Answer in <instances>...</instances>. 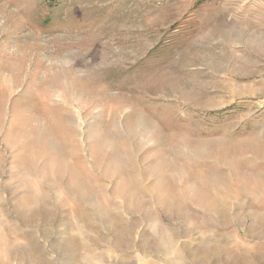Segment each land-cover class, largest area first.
I'll list each match as a JSON object with an SVG mask.
<instances>
[{"label": "rangeland", "instance_id": "374dc122", "mask_svg": "<svg viewBox=\"0 0 264 264\" xmlns=\"http://www.w3.org/2000/svg\"><path fill=\"white\" fill-rule=\"evenodd\" d=\"M0 264H264V0H0Z\"/></svg>", "mask_w": 264, "mask_h": 264}]
</instances>
